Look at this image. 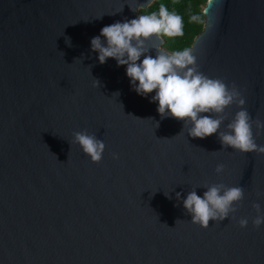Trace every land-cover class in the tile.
<instances>
[{
	"label": "water",
	"instance_id": "95a60500",
	"mask_svg": "<svg viewBox=\"0 0 264 264\" xmlns=\"http://www.w3.org/2000/svg\"><path fill=\"white\" fill-rule=\"evenodd\" d=\"M154 1L0 0V264H264V224L252 225L253 203L264 212V153L190 137L161 118L155 91L133 90L126 65L91 50L103 26ZM203 14L191 46L199 71L235 85L264 121V0H207ZM238 110L225 109L220 130ZM84 129L106 145L99 163L70 144ZM213 183L242 186L244 199L202 228L175 193L202 196Z\"/></svg>",
	"mask_w": 264,
	"mask_h": 264
},
{
	"label": "clouds",
	"instance_id": "9594fccd",
	"mask_svg": "<svg viewBox=\"0 0 264 264\" xmlns=\"http://www.w3.org/2000/svg\"><path fill=\"white\" fill-rule=\"evenodd\" d=\"M129 7L136 11L131 4ZM190 19L195 22L199 17L193 15ZM183 34V17L161 3L158 11L103 26L100 34L91 38L90 44L91 50L98 53L99 63L104 64L108 58H114L117 66L126 65V75L139 95L148 96L155 91L150 102H158L157 111L161 118L171 116L183 121L182 131L186 128L190 137L203 139L217 134L223 148L230 147L243 153H264V145L256 143V136L264 131V121H253L243 107L246 101L235 85L229 88L223 80L199 71L197 57L190 48L172 52L161 50L158 42L161 36L175 38ZM66 43L70 44L68 38ZM151 50H155V56L150 54ZM93 85L100 87V81L94 78ZM113 94L119 95L118 92ZM233 104L239 110L225 125L226 130H220L226 119L225 109ZM253 125L257 130L255 135ZM72 135L71 145L78 144L92 162L102 160L106 145L95 133L84 129ZM112 156L119 158L117 153H112ZM224 168L223 164H218L215 171L219 174ZM202 187L206 189L202 196L196 189L189 191L186 197H182L181 192L175 193L177 201H182L185 211L191 215V223L202 228H207L210 221L221 222L230 213H236L237 204L244 199L242 186L213 183ZM165 195L169 196V192ZM252 207L257 213L252 218V225L259 228L264 224V212L259 203H253ZM248 222L247 217L238 221L241 228L247 227Z\"/></svg>",
	"mask_w": 264,
	"mask_h": 264
},
{
	"label": "trees",
	"instance_id": "16d2710c",
	"mask_svg": "<svg viewBox=\"0 0 264 264\" xmlns=\"http://www.w3.org/2000/svg\"><path fill=\"white\" fill-rule=\"evenodd\" d=\"M207 0H155L149 7L140 9L139 15L148 14L153 11H158L161 3H164L170 11H175L181 15L184 20V34L181 37L168 38L162 36L165 40L164 47L172 52L190 48L195 37L200 34L204 28L205 16L203 8ZM196 15L199 19L195 22L191 21L190 17Z\"/></svg>",
	"mask_w": 264,
	"mask_h": 264
}]
</instances>
